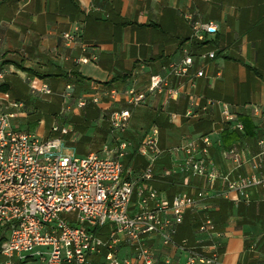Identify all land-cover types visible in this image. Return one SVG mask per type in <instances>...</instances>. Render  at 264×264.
Segmentation results:
<instances>
[{"label":"crops","instance_id":"crops-1","mask_svg":"<svg viewBox=\"0 0 264 264\" xmlns=\"http://www.w3.org/2000/svg\"><path fill=\"white\" fill-rule=\"evenodd\" d=\"M207 23L214 24L217 33L208 37V44L202 46V42L194 38L193 27ZM76 29L78 40L67 45L62 35ZM211 51L215 52V58L205 61L206 76L196 81V89L189 88L186 78L171 77L170 87L178 90L177 99L168 100L165 92L148 97L143 105L132 111L129 125L134 112L147 107L159 109L158 121L155 118L153 122L163 120L168 128L180 127L182 120L190 122L193 132L190 139L210 135L209 160L216 168L227 172L232 165L222 158L223 149H228L223 140L226 135L237 132L220 124L214 128L213 119L219 114L216 107L198 119L185 118L189 108L188 94H194L201 102L211 99L227 105L237 114L239 122L242 116L250 120L253 137L231 147H236L246 158L264 150V146H257L259 139L264 140V0H0V65L4 64L0 69L8 71L1 84L8 87V92L4 93L12 100H24L25 108L30 103L29 82L35 86L46 84L53 95L42 97L60 100L61 107L64 102L59 94L68 83L75 86V98L83 95L99 98L98 104L83 109L72 103L69 111L62 116L57 114L55 118L54 122L70 128L64 143L78 156L102 149L88 150L87 145L102 132L106 140L111 136L108 116L123 106V92L127 88L144 90L150 76H165L167 66L178 62L185 52L196 56ZM91 55L97 57L94 63L80 62ZM74 73L83 80L73 84ZM24 81L28 82L26 86ZM111 90L118 93L114 100L106 94ZM25 108L15 121L21 130L24 129L17 123L26 118ZM89 111L95 114L91 120L87 117ZM171 115L177 116L173 122L169 121ZM82 122L90 123L84 128ZM199 124H205L207 129L199 133ZM243 134L244 131L239 133ZM126 135L127 132L124 137ZM108 144L112 147L113 141ZM158 146L162 155L154 169L151 182L154 189L171 198L180 193L194 194L203 187L201 179L186 182L182 175L163 177V172L172 166V157L169 152L164 153L160 141ZM128 151L124 166L137 176L144 170L146 160L137 151L134 154L131 145ZM133 154L137 161L131 158ZM214 155L220 159V165L212 162ZM166 156L169 164L159 171L158 163ZM252 172L250 164H245L238 173L248 176ZM249 193V204L215 195L208 199L213 204L210 210L188 212L183 224L177 228L174 243L186 240L188 248L200 247L206 252L217 247L221 264L262 263L264 234L258 236L257 229L244 223L237 207L264 203V189H251ZM230 197L234 195L230 194ZM219 199L233 205L228 215H235L238 226L216 227L219 236L199 234L201 219L218 210ZM185 258L186 252L175 248H157V264H165V260L169 264H183Z\"/></svg>","mask_w":264,"mask_h":264},{"label":"built area","instance_id":"built-area-1","mask_svg":"<svg viewBox=\"0 0 264 264\" xmlns=\"http://www.w3.org/2000/svg\"><path fill=\"white\" fill-rule=\"evenodd\" d=\"M193 30L194 38L202 43L217 33L212 23L197 24ZM62 37L70 45L78 40L79 32L76 29ZM214 58L213 51L196 56L185 52L178 62L167 66L165 76H150L144 90L127 88L123 92V106L108 116L113 146L105 144L100 151L86 156L66 148L64 140L71 130L58 121L51 125L47 138L18 129L15 121L25 103L0 91L2 264H157L158 247L186 252L183 264H221L217 247L206 252L200 247L188 248L186 240L175 244L177 228L188 212H206L203 203L215 196L217 184L223 199L249 204L250 190L264 189V150L246 158L236 147L223 149V160L232 165L231 170L224 172L209 160L210 135L184 138L179 147L169 151L172 166L162 175H182L186 182L201 179L204 185L194 194L180 193L171 198L151 185L162 155L157 126L150 128L137 149V154L146 160L144 170L136 176L123 163L130 148L124 135L132 111L148 97L163 92L168 100H176L178 90L170 87L171 77L186 78L189 88L196 89V81L206 76L205 61ZM96 60L91 55L80 62ZM7 74V70L0 69V85ZM29 87L31 93L53 95L46 84L35 86L29 82ZM74 91L75 86L68 83L59 94L64 102L60 116L70 110L72 103L83 109L99 102L95 95L75 98ZM106 94L114 100L118 93L111 90ZM188 98L185 118L198 119L216 107L221 127L244 131L237 114L227 105L211 99L201 102L191 93ZM176 117L171 115L169 121ZM257 146L263 148L264 140L259 139ZM245 164L253 170L248 176L238 173ZM198 233L219 236L207 214L199 223Z\"/></svg>","mask_w":264,"mask_h":264},{"label":"rangeland","instance_id":"rangeland-1","mask_svg":"<svg viewBox=\"0 0 264 264\" xmlns=\"http://www.w3.org/2000/svg\"><path fill=\"white\" fill-rule=\"evenodd\" d=\"M4 64L0 65V68ZM9 77V76H8ZM25 86L28 84L27 81H24ZM29 90V89H28ZM57 90V89H54ZM29 101L30 103L26 104V118L22 119L17 123V126L20 128L36 134L37 136L46 138L50 136L49 130L53 122L55 121V118L57 114L59 115L62 111L61 104H57V99L52 97L50 99L43 98L38 93L34 92L31 93L29 90ZM24 97L23 99H25ZM28 101L27 99H25ZM24 101V100H23ZM54 104L53 107L56 108L57 114L56 116L52 115L51 112H49V104ZM159 110V109H158ZM154 108H139L137 109L133 114V119L128 126L127 134L125 139L130 143L131 149L136 152L140 143L142 142L144 136L147 134V132L150 130L152 126H157L159 130V141L160 145L162 146L164 153L167 155L170 150L173 148L179 147L183 141L184 138H190L191 135L193 136V132L190 131V125H192L190 122L181 121L180 127H172L168 128L167 123H164L163 120L159 121L158 123H154V119L156 118V114L160 111ZM39 120V121H38ZM155 121H158L156 118ZM214 123L216 125L214 126L215 129L219 127L220 123V115L218 114L217 119H213ZM94 126H92L93 128ZM197 129L199 130V133L203 130L207 129V126L205 124H199L197 125ZM103 133V132H102ZM101 133V136H98L97 138H94L92 143L87 145L89 147L88 150L96 151L99 148H102L105 144L111 143V136L107 138V140L104 138L103 134ZM195 134V133H194ZM106 142V143H105ZM105 143V144H104ZM135 161H137V158H133ZM132 159H130L131 161ZM129 161V162H130ZM212 162L217 166L220 165V159L214 155L212 156ZM168 162V156L164 157L159 163H158V169L159 171L163 168H166ZM215 195L220 196V187L215 188ZM204 206L207 210H210L212 207V202L205 201ZM238 221L235 218V215L233 213H230L228 215L227 220L223 224L224 227H228L229 225H237ZM250 227L253 229H257V235L261 236V234H264V222H248ZM238 226V225H237ZM222 229V228H220ZM257 236V237H258ZM256 237V238H257ZM262 240L264 241V235L262 237ZM264 251V248L263 250ZM264 264V258L261 261ZM0 264H2V260L0 258Z\"/></svg>","mask_w":264,"mask_h":264},{"label":"trees","instance_id":"trees-1","mask_svg":"<svg viewBox=\"0 0 264 264\" xmlns=\"http://www.w3.org/2000/svg\"><path fill=\"white\" fill-rule=\"evenodd\" d=\"M208 43H202V46L207 45ZM81 80H83V78H81V76H79V74L74 73L73 74V79L71 80V82L73 84H77L79 83ZM116 80H113L112 82H115ZM0 90L2 92H8V87L7 85H1L0 86ZM19 101V100H17ZM57 104H60V100H57ZM54 104L50 103L49 104V112H51V114L54 116H56L57 114V110L56 108L53 107ZM95 114L92 111H89L87 113V117L88 120H91L92 117H94ZM239 120L241 121L242 125H243V130H244V134L241 136L239 135V133H234L231 135H226L225 139L223 140V144L225 148H231V146L233 145H237L239 143L242 142V140L246 139V138H252L253 137V127L251 125L250 120H248L247 118L239 117ZM39 121V120H38ZM79 124L80 121H78ZM85 127H88L90 122H82ZM76 127L79 129L80 127L77 126ZM169 127V126H168ZM84 130V129H83ZM135 154V152H134ZM134 154L131 156V158H133ZM218 203V210L211 212L210 213V218L212 219V221L214 222V224L216 225V227H222V225L225 223L226 219L228 218V213L229 211H231L233 209V205L226 202V201H220V199L217 201ZM237 213L242 216L243 222L244 223H248V221H253V222H264V203H260V204H250L248 207L244 206L243 204H240L237 207ZM197 226V224H196ZM1 243V242H0ZM1 258V257H0Z\"/></svg>","mask_w":264,"mask_h":264}]
</instances>
